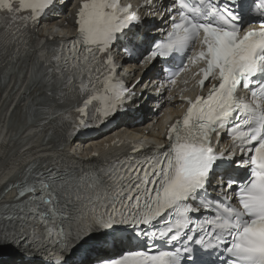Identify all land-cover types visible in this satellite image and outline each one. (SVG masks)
I'll use <instances>...</instances> for the list:
<instances>
[{
  "label": "snow or ice",
  "instance_id": "6c2138e0",
  "mask_svg": "<svg viewBox=\"0 0 264 264\" xmlns=\"http://www.w3.org/2000/svg\"><path fill=\"white\" fill-rule=\"evenodd\" d=\"M59 2L0 0L5 81L18 61L27 68L28 29ZM155 4L140 7L167 29L140 60L142 74L158 59L186 56L189 64L173 77L202 65L197 83L207 94L182 97L183 117L150 154L132 145L106 164L63 172L29 164L5 189L17 196L0 207V264H264V0H160L153 12ZM76 8V36L48 45L53 64L33 61L29 77V88L55 90L61 103L69 98L65 89L72 99L85 97L76 115L42 109L49 119L62 116L61 147L115 120L141 83L129 88L114 79L116 45L134 22L143 24L138 13L120 0H80ZM122 47L131 56L132 48ZM225 133L232 148L217 152L213 135L219 143Z\"/></svg>",
  "mask_w": 264,
  "mask_h": 264
},
{
  "label": "bare ground",
  "instance_id": "6f19581e",
  "mask_svg": "<svg viewBox=\"0 0 264 264\" xmlns=\"http://www.w3.org/2000/svg\"><path fill=\"white\" fill-rule=\"evenodd\" d=\"M163 2L167 3L168 0H163ZM159 3L160 1L152 6L153 12L159 7ZM65 21L70 24L67 15L53 21L52 24L62 27ZM51 35H53V31H43L42 26L38 27L36 32L32 34L34 50L29 60L26 75L22 79L21 85L16 93H12V87L16 82L15 76L12 77L10 83L3 89L1 88L0 79V185L9 175L17 170H21L25 163L30 160L39 159L40 162L49 163L56 161L66 162L73 160L75 157L74 152L76 148L74 143H69L60 150H52V147L54 146L53 144H41L45 132L51 127L54 121L43 126L29 128L25 121L20 120L21 114H23L31 104L42 95L41 90L37 87H33L30 89L31 91L29 90L30 93L25 100L17 103V97L20 91L29 89V71L31 64L33 61L40 62L45 60V55L38 49V47ZM15 66H18V64ZM156 70L157 66L155 65L150 69L147 76L152 77ZM142 84L145 85L144 94L146 95V98L144 101L139 100L142 118L140 124L133 125L130 122L129 132H114H116L118 136L124 135L125 133L134 134L136 136L131 138L137 137L136 139L138 141L147 144L151 139L161 140L160 131L162 129V124L167 121L168 117L176 114L178 103L175 93L168 92L165 89L160 74L153 77L152 80L144 81ZM170 96H173V99L172 101L167 102L166 99ZM12 107L15 108L14 115L10 114ZM10 119L11 126H8L7 124ZM142 123L143 125H141ZM102 141V139L93 140L92 144L96 145V151L98 152V157L94 159V161H101L102 159L127 148V145L125 144L118 148H107V146L104 148L102 146ZM82 152H84V154H81V156H84L85 150ZM9 198V194H1L0 205L6 202Z\"/></svg>",
  "mask_w": 264,
  "mask_h": 264
},
{
  "label": "rangeland",
  "instance_id": "374dc122",
  "mask_svg": "<svg viewBox=\"0 0 264 264\" xmlns=\"http://www.w3.org/2000/svg\"><path fill=\"white\" fill-rule=\"evenodd\" d=\"M154 66H155V65H154ZM154 66H153V67H154Z\"/></svg>",
  "mask_w": 264,
  "mask_h": 264
}]
</instances>
